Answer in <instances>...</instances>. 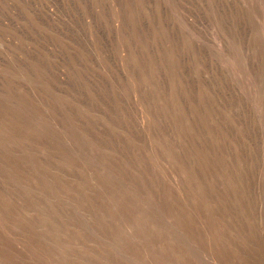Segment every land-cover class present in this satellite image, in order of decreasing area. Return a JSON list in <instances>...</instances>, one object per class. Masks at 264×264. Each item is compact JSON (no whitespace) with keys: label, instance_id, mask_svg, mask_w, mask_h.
<instances>
[{"label":"rangeland","instance_id":"1","mask_svg":"<svg viewBox=\"0 0 264 264\" xmlns=\"http://www.w3.org/2000/svg\"><path fill=\"white\" fill-rule=\"evenodd\" d=\"M0 264H264V0H0Z\"/></svg>","mask_w":264,"mask_h":264}]
</instances>
